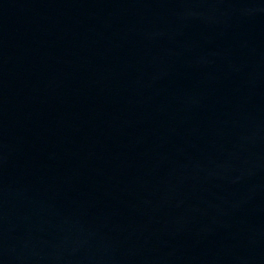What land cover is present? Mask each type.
I'll use <instances>...</instances> for the list:
<instances>
[{"label":"water","instance_id":"95a60500","mask_svg":"<svg viewBox=\"0 0 264 264\" xmlns=\"http://www.w3.org/2000/svg\"><path fill=\"white\" fill-rule=\"evenodd\" d=\"M0 264H264V0H0Z\"/></svg>","mask_w":264,"mask_h":264}]
</instances>
